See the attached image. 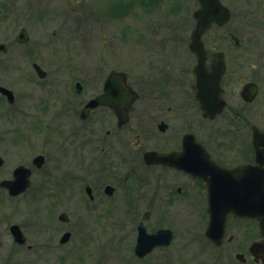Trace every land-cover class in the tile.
<instances>
[{
    "label": "flooded vegetation",
    "instance_id": "af4514ba",
    "mask_svg": "<svg viewBox=\"0 0 264 264\" xmlns=\"http://www.w3.org/2000/svg\"><path fill=\"white\" fill-rule=\"evenodd\" d=\"M22 1L25 8L23 16L27 18L29 7L25 5L32 0H13L17 6ZM45 2L61 10V0ZM218 2L228 10L229 18L222 23L218 18H213L200 34L204 55L200 79L196 74L200 59L192 44L199 22L195 13L202 6L201 0L192 1L190 6L194 8L187 17L178 18L171 25L169 22L168 27L176 30L169 38L162 40L158 35L149 43L139 45V56L142 55L143 63L140 66L143 69L137 79L133 80L126 68L110 69L125 73L127 84L138 94L127 121L121 122L108 106H99L91 110L88 117L82 118L85 104L101 91L81 103L84 85L80 81L82 88L77 91L78 80L75 82L74 91L79 100L69 105L66 112L69 117H76L75 121L79 116V139L73 158L70 152H65V156L66 159H73L76 170H70L77 179L74 194L68 195L71 198L74 196L79 203L75 206L76 228L64 230L63 234L70 232L71 237L61 243L60 236V245L68 244L77 233L81 237L79 246L89 244L92 247L94 239L96 242L105 238L107 227H111V231L120 228L122 235L115 238L116 245L129 248L134 242L135 254L141 230L149 235L170 232L168 244L156 246L144 256L135 254L136 257L144 260L160 249L171 248L173 251L179 242L186 255L183 257L173 251L172 259L175 258V262L186 259V264H264V228L257 217L259 211L264 215V205L258 206L257 189V184H264V170L259 169V165L264 166V138H257L264 133V0H243L244 17H236L237 13L232 7L242 0ZM17 15L14 14V18ZM22 28L28 34L25 43L17 41ZM0 30L6 41L14 38L17 44L30 42L25 26L17 31L16 26L10 30L5 25L0 26ZM58 34V31H54L51 36L58 37ZM47 42L50 45L53 40L48 39ZM1 43L6 49L0 50V53L13 52L7 43ZM29 54L34 73L32 77L25 73L30 83L23 88L29 92L28 99L25 97L23 103V111L26 115L31 114L29 108L39 94L36 92H42L49 86L46 88L49 91L47 98H36L37 114L30 115L35 119L29 126L38 131L43 126L44 131L50 126V123H44L45 117L52 113L48 97L60 90L59 82L46 84L44 81L61 80V68L55 67L54 72L50 69L45 62L48 58L44 56V49L39 45ZM35 64L46 72L44 77H41ZM31 84L33 87L30 90ZM0 86L11 90L13 96L10 100L0 90V103L5 100L15 107L6 110L12 117L18 116L14 87ZM23 89L17 86L16 90L23 92ZM60 95L57 94L56 98ZM100 109L110 111V117H93ZM137 110L141 117H133ZM5 111L0 113V118ZM57 115L53 110L52 117ZM37 117L40 118L37 120ZM10 120L11 117L4 116L6 123ZM54 131L58 133V130ZM36 133H32L34 139L39 137V133ZM6 140L14 148L17 142L21 143L22 136L19 141L16 135L8 133ZM150 152H153V158L147 159ZM39 154L45 160L41 167L33 162ZM0 159L1 176L6 171L3 169L6 159L1 154ZM49 159L50 152L37 153L16 162L9 169L10 176L1 177L0 183L14 179V172L19 166L31 170V183L15 195L0 185V197L8 198L11 205L17 206L19 201L16 200L29 196L33 175L41 171ZM225 170L235 171L234 183L239 184L235 186L238 192L234 195L238 201L234 205L236 213H226L227 206L232 205L224 201L232 195H226L225 187L220 186L226 179ZM64 176L62 171L61 181ZM61 213H66L68 220L60 221L59 215L58 220L70 223L68 211ZM90 217L93 220L89 222ZM18 225L26 236V242L20 244L13 238L14 243L33 249L24 229ZM177 225L185 227L183 239H179ZM158 259H154V264H160Z\"/></svg>",
    "mask_w": 264,
    "mask_h": 264
},
{
    "label": "rangeland",
    "instance_id": "374dc122",
    "mask_svg": "<svg viewBox=\"0 0 264 264\" xmlns=\"http://www.w3.org/2000/svg\"><path fill=\"white\" fill-rule=\"evenodd\" d=\"M45 1L32 0L29 5H25L29 7L28 17L25 18L23 1L17 6L13 0H0V26L6 25L10 30L16 26L17 31L25 26L30 35L28 44H17L14 38L6 41L4 33L0 32V43H7L13 51L0 53V85L14 87L17 95L16 109L19 112L15 116L18 118L12 117L6 108L15 107L2 99L0 113L6 110L4 116L11 117V120L6 123L4 116L0 118V154L6 159L3 168L6 171L1 173L0 178L10 176L9 169L16 162L37 153L50 152L47 165L41 171H36L32 177L33 186L29 196L16 200L19 201L17 206L11 205L8 198L0 197V264H154L155 258H159L160 264H186V259L179 262L172 259L173 251L183 257L186 255L179 242L173 251L171 248L160 249L151 257L138 259L132 246L134 242L129 248H124L122 244L116 245L115 238L122 235L120 228L111 231V227H107L104 236L108 240L104 238L95 242L93 238L92 247L89 244L79 246L81 237L77 233L63 246L59 244V238L64 230H75V206L79 203L74 196L71 198L68 195L74 194L77 187L76 176L70 170L75 169V163L70 157L73 158L77 150L79 116L77 124L76 117H69L66 112L69 105L79 100L74 91L75 82L78 80L84 85L80 97L81 103H84L83 100L102 91L104 79L112 68H126L133 80L137 79L143 69L140 66L142 55L139 56V45L149 43L158 35L163 40L174 34L176 30L172 31L168 27L169 22L171 25L178 18L187 17L191 8H194L190 6L193 0H61V10L47 5ZM244 4L242 0L232 5L237 13L236 17H244ZM14 14H18L16 18ZM54 31H58V37L51 36ZM48 39L53 40L50 45ZM38 45L44 49V56L48 58L45 62L50 69L54 72L55 67L61 68V80L55 78L44 81L46 84L59 82L60 90L57 94L61 93L58 98L57 94H50L48 97L52 113L45 117L44 123L48 122L50 126L44 131L43 126L38 131L29 124L35 119L30 115L37 114L36 98H47L46 93L49 91L46 88L49 86L42 92H36L40 95L37 94L31 103V114L26 115L23 111V103L29 93L27 89H23L29 85L25 73L31 77L34 73L29 51ZM16 84L25 91H17ZM32 87L31 84L30 90ZM53 110L58 113V117H52ZM96 113L93 117L111 115L110 111L104 109ZM133 117H141L140 111L137 110ZM38 118L40 117L37 120ZM54 130H58V133ZM36 131L39 137L34 139L33 134ZM8 133L16 135L19 141L22 136L21 143L15 144L17 148H13L10 141L6 140ZM65 152H70L67 159ZM62 171L65 176L61 181ZM64 210L70 216L68 224L58 220V215ZM92 220L90 217L89 222ZM12 223L22 226L33 249L29 250L14 243L9 230ZM176 231L179 239H183L185 227L177 225ZM107 241L109 242L106 244Z\"/></svg>",
    "mask_w": 264,
    "mask_h": 264
},
{
    "label": "water",
    "instance_id": "95a60500",
    "mask_svg": "<svg viewBox=\"0 0 264 264\" xmlns=\"http://www.w3.org/2000/svg\"><path fill=\"white\" fill-rule=\"evenodd\" d=\"M202 7L196 11L195 17L199 19L197 24V28L194 32V40L192 47L197 52L199 56V64L196 68V72L198 77L200 78L203 73L201 69H203V49L200 42V34L209 26L211 20L213 18H218L220 23L225 22L229 18L228 10L221 6L218 0H201ZM217 12H221L220 15H216ZM208 19V20H207ZM17 40L19 42H26L28 40V34L25 29H21L17 36ZM6 47L4 44H0V50H5ZM37 66V65H36ZM38 67V66H37ZM38 72L41 76H45V71L41 70V68H37ZM82 85L80 82L76 83L77 91H80ZM0 90L6 94L10 100L13 99L11 90L0 87ZM137 98L135 91L130 88L126 84L125 74L121 72L113 71L108 76L104 84L103 93L95 96L90 99L85 107L82 110L81 116L83 118L87 117L90 111L99 106V105H107L110 106L116 113L117 117L120 118L121 122H125L128 120L129 113L132 110V104ZM146 158H153V152L147 154ZM44 156L39 154L34 157L33 162L37 167H41L44 163ZM1 164V159H0ZM259 169L264 170V166L259 165ZM235 171L233 170H225L226 179L224 183H221L220 186L225 187V194H231L229 198H225V203H230L232 206H227L226 213L233 212L236 213L237 209L234 206L238 203L237 200L234 199V195L238 192L236 191V187L239 184L234 183V175ZM31 170L25 168V166H19L14 172V179L11 180H3L1 181V186L6 187L10 194L15 195L24 191L31 183L30 181ZM260 182V181H259ZM230 188V189H228ZM258 189V206L264 205V184L260 182L257 184ZM231 198V199H230ZM258 219H260L262 227H264V215L262 211H259L257 214ZM59 219L62 221H67L68 217L66 213H61L59 215ZM11 233L14 237L15 242L23 244L26 242V236L24 235L22 229L18 224H13L10 227ZM170 233V232H169ZM167 232H159L153 235L146 234L144 231H140L137 244L135 246V252L138 256H144L153 250L156 246L168 244L171 240V235ZM71 237L70 232H65L61 239V243L67 242Z\"/></svg>",
    "mask_w": 264,
    "mask_h": 264
}]
</instances>
